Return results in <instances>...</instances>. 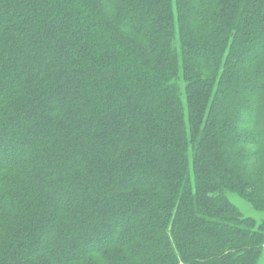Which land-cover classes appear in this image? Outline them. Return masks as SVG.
Returning a JSON list of instances; mask_svg holds the SVG:
<instances>
[{"label":"trees","instance_id":"1","mask_svg":"<svg viewBox=\"0 0 264 264\" xmlns=\"http://www.w3.org/2000/svg\"><path fill=\"white\" fill-rule=\"evenodd\" d=\"M263 122L264 0H0V264H259Z\"/></svg>","mask_w":264,"mask_h":264},{"label":"rangeland","instance_id":"2","mask_svg":"<svg viewBox=\"0 0 264 264\" xmlns=\"http://www.w3.org/2000/svg\"><path fill=\"white\" fill-rule=\"evenodd\" d=\"M175 10V9H174ZM263 114V113H262ZM264 127V122L261 124ZM15 157V156H13ZM11 159V158H9ZM230 201L240 211L242 216L251 218L255 221L256 225L264 223V211H258L248 202L240 198L238 195H228ZM259 264H264V254Z\"/></svg>","mask_w":264,"mask_h":264}]
</instances>
